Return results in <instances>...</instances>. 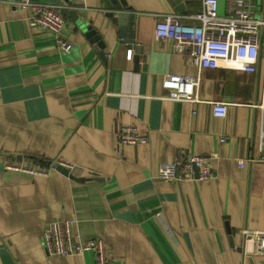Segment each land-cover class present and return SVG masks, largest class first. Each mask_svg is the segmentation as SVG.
<instances>
[{
  "label": "crops",
  "instance_id": "1",
  "mask_svg": "<svg viewBox=\"0 0 264 264\" xmlns=\"http://www.w3.org/2000/svg\"><path fill=\"white\" fill-rule=\"evenodd\" d=\"M21 1L0 0V264H96L91 252H44L46 223L60 218L76 220L82 239H103L110 264H264L245 235L264 233V162L251 161L261 154L264 35L255 72L204 69L201 102L172 101L164 75L199 72L173 41L156 39L161 17L182 14L170 0H123L135 16L133 48L102 0H29L60 8L68 52L28 24ZM218 1L225 16L231 0ZM250 1L258 15L264 0ZM182 3L188 14L202 6ZM214 102L227 104L225 118L213 117ZM125 125L148 142L120 144ZM181 149L209 157L216 176L158 178ZM57 162L73 165L74 179Z\"/></svg>",
  "mask_w": 264,
  "mask_h": 264
},
{
  "label": "built area",
  "instance_id": "2",
  "mask_svg": "<svg viewBox=\"0 0 264 264\" xmlns=\"http://www.w3.org/2000/svg\"><path fill=\"white\" fill-rule=\"evenodd\" d=\"M85 1V0H81ZM14 6L28 11L27 22L50 32L60 48L68 52L72 45L65 41L63 30L66 19L56 5L33 1L15 2ZM264 35V8L257 15L250 0H231L225 16L219 13L218 0H202L201 9L196 13L177 14L169 12L158 20L156 39L171 40L175 49L189 55L198 75L165 74L162 87L168 91L169 100L201 102L199 91L200 73L204 69L225 68L245 72H255L259 61L260 44ZM212 115L223 119L228 114V106L223 102H214ZM264 110V106L262 107ZM222 138L220 142H225ZM118 141L122 145H144L147 138L142 136L137 126L125 125L118 131ZM260 156L252 162H264V114L260 130ZM246 160L239 165L245 166ZM68 171L74 166L66 162H57ZM7 170H16L35 175L45 174L39 166L29 167L23 162H9ZM216 176L209 157L190 154L181 149L174 162L162 163L158 168V178L165 182L206 181ZM246 242L255 246V252L264 254V233L246 231ZM42 248L50 258L81 257L91 252L96 264H110L108 247L101 238L82 239L77 232L74 219H53L46 223Z\"/></svg>",
  "mask_w": 264,
  "mask_h": 264
},
{
  "label": "water",
  "instance_id": "3",
  "mask_svg": "<svg viewBox=\"0 0 264 264\" xmlns=\"http://www.w3.org/2000/svg\"><path fill=\"white\" fill-rule=\"evenodd\" d=\"M105 6L109 9H112V12H119L118 17L115 18L114 23H116L119 26V36L124 37L127 36L128 38V43L130 44V47L133 48L135 45V40H134V19L135 16L131 15L128 11H126L125 7L126 3L123 0H102ZM172 2V5L175 6L176 10L182 14H187L186 6L182 3V0H170ZM64 12V11H63ZM127 30V33L131 31V34L125 35V31ZM88 37H94L100 41L99 36L95 35V32L93 30H89ZM99 47L104 49L105 45L102 41L99 43ZM104 52H102V55ZM139 55V53H138ZM137 58V57H136ZM57 169L65 173L66 175L70 176V178L74 179V176L71 174L70 171L66 170L60 165H57ZM252 264L254 263V260H251Z\"/></svg>",
  "mask_w": 264,
  "mask_h": 264
},
{
  "label": "rangeland",
  "instance_id": "4",
  "mask_svg": "<svg viewBox=\"0 0 264 264\" xmlns=\"http://www.w3.org/2000/svg\"><path fill=\"white\" fill-rule=\"evenodd\" d=\"M45 252V251H44Z\"/></svg>",
  "mask_w": 264,
  "mask_h": 264
}]
</instances>
